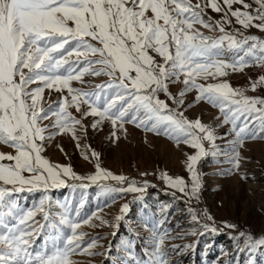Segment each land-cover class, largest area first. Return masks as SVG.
<instances>
[{
  "label": "snow or ice",
  "instance_id": "1",
  "mask_svg": "<svg viewBox=\"0 0 264 264\" xmlns=\"http://www.w3.org/2000/svg\"><path fill=\"white\" fill-rule=\"evenodd\" d=\"M208 9L221 18L208 16ZM233 19L239 27L228 31L226 26L231 27ZM201 28L219 35H206ZM252 28L264 32V0H0V264H83L74 257L105 255L93 250L102 247L97 238L85 242L88 234L80 229L82 225L100 227L108 221L96 212L83 213V198L77 204H61V210L54 211L51 190L86 189L89 184L84 181L97 184L108 180L121 186L101 183L104 193H143L149 187L147 181L138 185L101 168L95 151L91 156L96 159V172L88 176L43 155L46 144L58 135L71 134L80 148L77 131L83 130L86 136L83 121L88 116L98 118L93 129L109 121L114 142L119 139L116 129L126 132L124 124L131 123L195 149L185 161L190 182L167 172L160 175L165 186L179 192L189 206L200 199L202 176L197 165L203 158L227 156L226 162L232 165L229 173L238 171L239 148L247 140L264 139V96L247 95L264 88V75L250 78L245 89L233 88L227 81H207L227 76L228 70L264 68V39L245 34ZM85 76L108 79L90 85ZM73 81L90 85L91 90L73 87ZM177 83L184 87L174 96L170 85ZM46 90L49 95L60 93V98L47 103ZM192 90L197 92L196 102L203 100L218 108L221 125H230L234 137L228 141L230 149L221 151L216 130L200 118L189 120L180 110ZM161 93L176 107L160 99ZM84 159L89 156L84 154ZM69 180L80 183L69 184ZM23 192L40 193L39 202L26 210L20 208L12 197ZM169 207L163 206L161 213ZM128 209L124 204L120 211L124 214ZM189 213L200 229L222 230L206 210L197 214L189 207ZM93 218L100 223H91ZM123 218L117 216L116 221ZM166 221L164 216L151 225V243L143 249L141 259L133 255L134 244H128L125 251L135 264H171L170 254L179 255L192 247H166L168 240L198 232L194 228L173 236L170 229L162 227ZM111 226L118 227V223ZM222 227L237 229L227 221ZM45 229L52 232L45 234ZM41 236L45 239L37 244ZM232 238L243 245L237 251L252 254L264 249V235L239 231Z\"/></svg>",
  "mask_w": 264,
  "mask_h": 264
},
{
  "label": "rangeland",
  "instance_id": "2",
  "mask_svg": "<svg viewBox=\"0 0 264 264\" xmlns=\"http://www.w3.org/2000/svg\"><path fill=\"white\" fill-rule=\"evenodd\" d=\"M208 16L214 20H219L221 14L208 9ZM239 27L233 19L231 27L226 26L228 31H234ZM206 35L217 36L218 32H209L201 28ZM243 31V29H241ZM246 35H256L264 39V32L252 28ZM225 77H219L217 80L209 79L208 83L227 81L233 88L245 89L250 86L251 80H255L259 75H264V68L247 67L243 72H232ZM106 76L92 77L85 76L84 80L91 84H100L107 80ZM205 83V81H198ZM73 87H84L90 91V85H82L73 81ZM183 84L177 83L170 85V91L177 96L183 89ZM60 93L45 91L44 97L47 103L57 101ZM67 95V92L64 93ZM197 92L192 90L184 97V105L181 111L189 120L200 118L201 121L210 125L216 130L219 139L216 144L221 151L228 150L234 137L230 133V125H221L217 117L220 116L219 109L211 106L205 101H195ZM249 96H264V88H258L256 92L248 91ZM160 99L165 100L172 108L176 105L163 93ZM47 103L45 106H47ZM188 105H192L188 107ZM73 115L79 118L74 108L69 109ZM84 110H87L86 106ZM97 117L88 116L83 121L87 128L85 136L83 130H78L77 135L80 137V148L77 147V141L71 134L56 136L48 142L43 155L52 163L71 166L73 171L81 176H88L96 172V159L91 156L92 151L99 154L100 167L111 171L115 175H124L129 180L137 181L138 185L148 182L149 187L143 193H104L99 184H108L114 187H120L118 182L113 180L99 181L97 184L88 183L86 189L71 187H61L49 192L54 211H60L59 205L71 201L77 204L82 198L85 200L82 212L91 214L96 212L98 216L108 221L100 227H90L82 225L81 231L88 235L84 237L85 242L97 238L98 244L102 247L93 249L94 251L104 252L105 255L89 257L78 255L74 259L83 262V264H135L128 256L125 249L132 242L134 248L133 255L137 260L143 256V249L151 241V225L157 220L167 216V221L163 228L171 230V235L178 233H189L194 228L198 229L197 235H186L184 239H175L166 241V247L172 244L191 245L190 249L183 250L179 255L170 254L171 264H248L249 260L253 264H264V249L256 250L249 254L244 251H237L243 247L242 243L238 244L234 237L239 231L251 233L256 237L264 235V139L247 140L239 148L242 159L238 171L229 173L232 168L227 163V156H207L197 165L198 171L202 176V189L199 202H192L189 206L181 198L179 192L165 186V182L160 179L163 172L170 176H181L190 182V174L186 168V155L194 154L195 149L180 143H177L164 136L156 135L152 132L138 128L131 123L124 124V129L117 128L116 135L119 137L115 140L111 133L113 127L107 120L97 128L93 129L92 124ZM45 121L44 123H50ZM227 138H225V134ZM90 145V148L87 147ZM59 146V147H58ZM205 147L208 143L205 142ZM63 149L61 151L60 149ZM10 151V149H3ZM84 154L89 159H84ZM147 173V175H141ZM244 176L246 179H242ZM79 184L80 181H71L69 184ZM124 186H127L125 184ZM175 194L173 195V193ZM136 197H141L136 199ZM40 193L23 192L15 194L12 199L17 202L20 208L29 209L39 202ZM124 204L129 205L126 213L122 214L120 209ZM107 205V206H105ZM165 205L170 207L165 213H161V208ZM189 207L194 208L197 214L204 210L214 217L216 226L222 230L218 233L204 231L199 226L191 222ZM99 209V210H98ZM123 215V219L116 221V217ZM40 215L37 219H40ZM227 221L237 225L236 230L222 227V222ZM207 222V221H206ZM91 223L99 224L100 221L93 218ZM118 227L111 225L117 224ZM210 223V222H209ZM148 225V227H145ZM51 229H45V234L51 233ZM45 236L37 240V244L43 243Z\"/></svg>",
  "mask_w": 264,
  "mask_h": 264
}]
</instances>
